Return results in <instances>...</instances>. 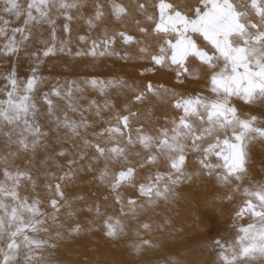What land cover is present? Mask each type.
<instances>
[{
  "label": "snow or ice",
  "instance_id": "1",
  "mask_svg": "<svg viewBox=\"0 0 264 264\" xmlns=\"http://www.w3.org/2000/svg\"><path fill=\"white\" fill-rule=\"evenodd\" d=\"M135 12L142 20H134L137 31L152 37L151 44L123 30L131 17L129 7L122 0H107V11L100 0H95L93 13L83 17L81 10L87 0H0V10L22 25L8 30L9 21L0 16V56L11 57L26 51L34 39V30L45 25L49 37L36 39L40 47L31 53L36 63L57 53L72 54L70 23L84 19L91 30L105 23L108 17L122 26L109 32L104 29L98 39L79 36L87 50H77L81 56H116L122 61L133 58L113 47L119 38L125 47L136 46L139 60L148 67L139 75L168 76L170 83L161 79H148L139 84L123 78L101 80L86 78L83 85L105 95L110 88L127 90L121 109L105 100L97 104L90 100L87 106L79 104L73 92L83 93L76 81L62 93L53 87L42 96L50 126L40 123V107L35 93L43 82L34 65L31 75L24 80L15 70L3 75L0 89V142L6 150L0 155V264H57L53 254L58 242L79 235L85 229L73 222L76 212L65 187L74 183L81 174H92V179L103 186L119 205V214H108L101 202L86 205L83 210L92 214L87 231L99 230L111 242L126 239L131 232L135 239L128 241L130 253L143 256L154 245L144 236L153 231V224L141 220L142 216L171 205L179 190L196 179H211L226 191L218 197L231 203L236 194L242 202L234 209L233 220L239 222L247 216L249 222L237 228L231 242L213 240L216 259L213 264H264V177L256 181L251 177L252 149L264 147V0H132ZM152 9L153 11H149ZM65 39L57 35V20ZM204 81V90L188 86ZM50 96L63 98L79 119L67 112L58 115ZM170 104L176 113L165 115L163 125L146 127L139 120V109L134 106L149 104L146 116H151L150 100ZM258 108L259 114H256ZM109 113L105 116L104 113ZM91 114L95 117L88 119ZM103 124V127H98ZM70 143L75 151L63 147ZM55 145H60L57 149ZM139 151H133L134 149ZM47 153L41 162L47 169L50 161L66 158L61 173L45 172L49 194L48 206L42 210V201L35 193L36 178L32 173V159ZM143 153V155H141ZM25 155L28 166L10 164V159ZM130 156L138 157L135 162ZM189 157L195 165L189 168ZM149 169L143 180L141 170ZM248 184H245V181ZM31 186L33 195L26 194ZM132 189L136 195L127 196ZM108 195L103 196L107 201ZM74 200L83 201V196ZM61 209H66L67 227L60 220ZM121 217H127V222ZM169 219L157 228L166 227ZM130 225H134L131 227ZM55 228V231H53ZM41 234H44L43 236ZM167 264H180L168 261Z\"/></svg>",
  "mask_w": 264,
  "mask_h": 264
},
{
  "label": "bare ground",
  "instance_id": "2",
  "mask_svg": "<svg viewBox=\"0 0 264 264\" xmlns=\"http://www.w3.org/2000/svg\"><path fill=\"white\" fill-rule=\"evenodd\" d=\"M25 0H21V3H24ZM123 3H125L127 6H129V11L131 13V16H134L139 20L138 18H141L139 14L135 12V7L134 4L132 3V0H122ZM105 10L107 11V5L105 4ZM90 14L93 13V6H86L81 10V14H86L88 12ZM149 11H153L152 9H149ZM0 16H3L4 19L9 21L8 25V30L11 32V29L14 27L21 26L20 22H22V19L18 20L14 16H11L7 13H4L2 10H0ZM111 17H108L109 19ZM82 19H76V32L71 35V43L69 47L72 50V54H68L67 52L65 53H57L59 55H56V58L49 57V58H43L42 63H36L35 58L31 61H28L27 59L32 58L29 53H31V48H35L37 46H40L39 44L36 43L37 38H44L48 39L49 35H44L43 33H37L34 32V39L32 42H30L27 46L28 50L27 51H22L21 55V62L17 65L16 61L14 62L13 56L11 57H5V56H0V89L4 87V80H3V75L7 74L8 72L5 70L8 68V65L13 66L14 70L18 74V78L20 80H23L24 78H21V76H30L31 73V68L35 65L38 69V75L42 78V81H50L54 87H60L62 93L65 89H67L70 86L71 81H76L77 83L80 84L82 88H84L83 93H77L80 95H74L75 97H82L78 100L79 104L87 106L88 105V100L87 98L91 95H98L100 97L101 102H104L106 99L114 102L116 109H121L123 103L125 102L126 99L131 98V93L128 92L127 90H120V89H108L105 95H101L98 91L92 90L91 88L85 87L82 83V81L86 78H91L92 76H105L107 73L110 72H116V75L114 78H123L125 79L128 83H135L139 84L141 87H143V83L146 82L148 79H161L166 82H171L170 77L168 76H153L151 74H148L144 77H141L139 75V72L145 68L148 67V64H145V61L139 60L136 57L138 56L137 49L131 50L133 58L127 62L122 61V60H112L109 64H101L99 62V58L101 56H97L95 58L90 57V56H81V57H76L74 54L77 50L80 49L82 43L79 42L78 37L83 35L86 36L88 39H94L97 37H101L102 33L104 31L103 26H98L89 29L88 26L85 24V22H80ZM80 22V25L78 24ZM64 23L63 19L60 18L57 20V31L59 30L61 34H65L62 31L61 25ZM48 28V27H47ZM122 27H119L121 30ZM123 30H126L129 34L134 35L137 40H142L146 44H151L153 46V50H155V41L152 37H144L142 36L136 29V25L134 23V20L127 19L126 25L124 26ZM116 31L112 29V32ZM67 37H60V39H65ZM119 39V38H118ZM2 43V41H0ZM116 51L121 52V54L126 51L125 46L122 45L120 39L119 41L117 40L115 45L113 46ZM15 56V55H14ZM104 57V56H103ZM127 68L130 70V72L127 71H122L123 68ZM120 69V70H119ZM8 70H13L11 67L8 68ZM22 74V75H20ZM114 75V74H113ZM193 83L192 85H194ZM41 88V84L39 85V89ZM53 87H48L46 88V91L44 93H48L51 91ZM38 89V91H39ZM190 89V85L188 86V91ZM193 89L197 91H203L204 90V81L201 80L198 83H196L193 86ZM38 91L35 93L37 94ZM75 92V91H74ZM0 98H3L2 94H0ZM50 99L53 100L54 105L56 106V111L58 115H61L62 109L67 108V111L70 110L67 107L66 100L63 98L55 97V96H50ZM87 100V101H85ZM119 100V101H117ZM37 101H43L37 100ZM150 105L151 107V116L147 117L145 114L147 110L149 109V104H144V105H137L134 106L133 110L139 109L140 112V118H145L147 122L151 124V126H160L163 125L164 123V116L167 115L169 117L174 116L175 113L171 109L170 104H161L158 106L157 104H154V99L150 100ZM45 109H40L41 116L39 117L40 123L45 129H47L50 126L49 119L43 115V113L46 111V106L44 107ZM256 114H259L258 108L256 109ZM88 118L90 117L92 120L95 118L91 114H87ZM105 116L109 115V113H104ZM68 116L77 119L78 120V113H73L70 112L68 113ZM138 123V122H136ZM101 127H103V124H100ZM55 147L58 149L60 145H55ZM63 147L69 148L70 151H75V149L72 148L70 143L64 144ZM2 142H0V155H3L4 152L6 151L3 149ZM47 153L41 152L38 156L34 157L32 161H35V166L32 168V173L34 178H40L43 182H47L51 180L50 178L46 180L45 177V172L41 170V168H44L42 165V161L45 159ZM138 157L132 156L133 162L136 161ZM66 158H57L56 161H50L47 167L52 166L53 164L56 163H65ZM10 164L18 165L20 167L24 166L25 164L28 163L27 157L25 155H21V157L16 158L15 160L10 159L9 161ZM0 166H2V162H0ZM147 169H144V171H140L138 175V180H143L145 176L148 175ZM49 173H55L57 176L60 175V170L55 171V172H49ZM142 177V178H141ZM80 181L74 182L71 185L65 187L68 191L70 192H78L72 193V210L78 213L84 214L82 216V219H77L75 220L76 217H79L78 214H76L74 221L73 222H79L82 226L84 231H82L79 235H74L73 238H67L64 239L63 245H61V248L56 251L58 252L59 255H63V262L64 264H126L123 260V258H126L125 255H127L128 259V248L126 247V244L128 241H131L135 239V237L130 234L126 239H123L119 241L118 243H114L109 241L103 236L102 230H99V222H97L96 228H94L93 231H87L88 221L93 219L92 214L88 213L87 211L83 210L86 205H92L94 202L100 201L102 208L107 209L108 214L112 215H118L119 214V205H116L111 199L110 201H105L103 200V196L109 195L107 190L96 183L92 179V174H81L79 176ZM64 188V189H65ZM198 192L205 195V196H211V195H219L222 192L221 187H217L215 182H212L211 179H209L208 182L202 181L200 179L199 183V188ZM130 190H124L123 194L125 197L127 196H133L130 192ZM35 193L39 195L42 204L41 208L42 210L46 212H51L52 209L48 206V198L49 194H42L39 191L35 190ZM33 195V192L31 191L29 193V196L31 197ZM76 196H83L84 200H74L73 198ZM234 201L236 198L233 199ZM220 207L216 208V211H219ZM66 209H61V215L60 220L65 223V227L69 225L70 222L65 220V212ZM64 212V214H62ZM161 211H158V218L155 220H149L147 216H142L141 220L149 221L153 224V231L149 234H146L144 236L145 239H150L154 247L150 250H148L143 256L140 255H135L136 257L133 258V262L136 264H167L168 261H173L171 258V254H174L177 252V249L184 244H191L193 248L196 249H205L211 256L214 257V260L216 259L215 253L213 250V247L211 246V242L205 241L203 236H192L190 234H181L179 237H175V232L179 229L181 230V227L183 226V222L181 224H175L173 223L172 226H166L163 227L165 230V234H159L156 235L157 231L161 228H157V225L163 224V221L160 220L159 216ZM175 219V214H171ZM162 216V215H161ZM121 219H124L127 222V217H121ZM178 220V219H177ZM182 221V220H179ZM249 222V218L245 216V218L239 222H232L230 224H222L221 227L218 228V230L221 229H226L229 233L223 234V237L221 239L222 242H226L229 236L235 235L237 232V228L240 225H246ZM180 223V222H179ZM131 227H134V225H130ZM53 231H55V228H53ZM42 236L44 234H41ZM153 236L155 238L153 239ZM88 238H96L98 239L97 241L93 242H86ZM62 241V240H61ZM76 251H75V250ZM134 254V253H132ZM123 259V260H122ZM131 259V257H130ZM129 261V260H128ZM213 263V261H210ZM132 264V262L128 263Z\"/></svg>",
  "mask_w": 264,
  "mask_h": 264
},
{
  "label": "rangeland",
  "instance_id": "3",
  "mask_svg": "<svg viewBox=\"0 0 264 264\" xmlns=\"http://www.w3.org/2000/svg\"><path fill=\"white\" fill-rule=\"evenodd\" d=\"M95 0H87V6H93ZM101 3H103L104 5L107 4V0H100ZM129 7V6H128ZM106 8V7H105ZM130 8V7H129ZM92 14L88 12H86V14H83V17H88ZM137 20V18H135L134 16H131L129 18L130 20ZM139 20H142L141 18H138ZM84 19H82L80 22H83ZM80 22H78V24L80 25ZM20 24H22V22H20ZM103 26L104 28H107L109 30V32H112V29L114 30H120L119 27H122L120 24L115 23L112 21L111 18L107 19L105 21V23L102 24H98V26ZM48 26L45 25L43 27H39L38 31L34 30V32L37 33H43L44 35H49V28H47ZM70 28H71V35L74 34L76 32V28H77V24L76 21L74 20L73 22L70 23ZM57 35L58 37H66L65 34H61V32L58 30L57 31ZM94 38V39H98ZM89 41L93 40V39H88ZM119 41V39H117ZM40 46H37L35 48H31V52L38 49ZM88 45L87 44H82L79 50H87ZM136 49V46L133 45L132 47H127L126 51L131 52V50ZM28 50V48L26 49V51ZM25 52V51H24ZM22 53V52H21ZM21 53L13 56V60L14 62L16 61V64L18 65L21 62ZM59 55V54H56ZM53 58H56L55 56ZM33 59L29 58L27 59L28 61H31ZM120 60L118 57L116 56H104L99 58V62L101 64H109L112 60ZM145 64L147 65V62L145 61ZM13 68V66L8 65V68ZM126 66L122 67L123 70L122 71H127L130 72V70H128L127 68H125ZM5 69L7 72H9V70ZM120 70V69H119ZM114 74V75H113ZM22 75V74H20ZM31 75V74H30ZM116 75V72H110L107 73L105 76H92V77H96L99 78L101 80H108V79H113ZM21 78H24V76H21ZM23 79V80H24ZM83 84V83H81ZM196 84V83H195ZM194 84V85H195ZM192 84H190V91L193 90V86ZM48 87H54V85H52V83H50V81H43L41 83V88L39 89L38 93L35 94L36 99L37 100H41L42 96L44 94V91H46V88ZM111 89V88H110ZM73 95H80L77 94L76 92H73ZM88 100V101H87ZM87 102H89L90 100H95L97 102V104H103V102H101L100 97L98 95H91L87 98ZM119 101V100H117ZM154 104L160 106L161 104L157 101L154 100ZM38 106L40 107V109H45L44 107L46 106L43 101H38ZM62 112H67L70 113L72 112L71 110L67 111V108L62 109ZM175 113V112H174ZM62 115V113H61ZM176 115V113H175ZM79 119V116H78ZM89 120L91 119L90 117L88 118ZM95 119V118H93ZM92 119V120H93ZM138 122V123H136ZM145 124L146 127H155V126H151V124L149 122H147L145 120V118H139V120L133 121V127L137 126L138 124ZM98 127H101L100 125ZM4 149V148H3ZM133 151H139V149H134ZM141 155H143V153H141ZM251 157H252V164H251V177L252 179L256 180V181H260L262 177H264V147H262L261 145L257 144L253 147L252 149V153H251ZM130 159L132 160V156H130ZM139 159V158H137ZM136 159V160H137ZM135 162V161H134ZM57 164V163H56ZM56 164H53L50 167H47V169L41 168L42 171L44 172H55V171H59L61 173V168L57 167ZM59 165H63L61 163H58ZM28 166V163L25 164L24 166H22L21 168H25ZM35 166V161H32V165L31 168H34ZM195 167V165L192 163V158L189 157V168H193ZM144 171V170H142ZM146 171H150L149 169H147ZM142 178V177H141ZM80 181V178L78 177V179L75 182ZM202 181L208 182L209 179H202ZM47 182H51L54 183L53 180H49ZM212 182H214L212 180ZM199 183H200V179H196L194 180V182H192L189 185H185L183 186L180 190H179V196L178 198L173 201V203L171 205H166L164 206V210L161 209H157V211L155 213H149L148 215H146L148 217L149 220H155L158 218V211H161V215L159 216L160 220H164V219H169L170 223L168 224V226H172L173 223L175 224H181V222L184 221L183 226L181 227V230L179 231V229L175 232V237H179L182 233L183 234H190L191 237L192 236H203L205 241L211 242V246L213 245V240L214 239H219L221 240L223 237V234H227L229 233L226 229H221L218 230L219 227L222 226V224L226 223L227 225L232 223L233 220V215H234V209L238 207V205L242 202V195L240 194H236L234 196V198H236V200L232 201L231 203L226 202V201H221L220 199H218V197L220 195L223 194L224 191H226L225 189H222V192L219 195H211V196H205L201 193L198 192V188H199ZM245 184H248L249 182L246 180L244 182ZM45 184L46 182H43L40 178L36 177V191H39L42 194H48V192L45 189ZM219 187V186H217ZM66 192V195L68 196V198L71 200L72 193H76L78 194V192H70L68 191L66 188L64 189ZM130 193L135 196L136 193L132 190L129 189ZM26 191V194L29 195V193L32 191L31 186L26 185L25 189H22V192ZM108 201H110L111 195H108ZM113 201V200H112ZM73 207V204H72ZM220 207L219 211H216V208ZM174 213L175 217L178 219H175L171 214ZM62 214H64V212H62ZM76 214L79 215V217H76L75 220L77 219H82V216H84V214L82 213H78L76 212ZM62 218V217H60ZM182 220V221H179ZM180 222V223H179ZM167 230H165L164 228H161L157 231L156 235L159 234H165ZM132 234L131 232L129 233V235ZM235 237V235L229 236L228 239L226 240V242H231L233 240V238ZM155 238V236H153V239ZM98 239L96 238H88L86 240V242H95ZM65 240L59 241L58 245H59V249L61 248V245H63ZM213 247V246H212ZM75 250V249H74ZM76 251V250H75ZM129 251L126 253L128 254ZM136 257V254H132L129 253L128 255V259H127V255H125L126 258H123L122 260L128 264L129 262L132 264H136L133 262V258ZM63 255H59L58 252H55L53 254V258L56 260L57 264H64V260H63ZM131 257V259H130ZM171 258L174 261H179L180 264H213L210 261H214V257L211 256L209 254V252H207L205 249H196L193 248L191 246V244H184L183 246L179 247L177 249V252L174 254H171ZM129 260V261H128Z\"/></svg>",
  "mask_w": 264,
  "mask_h": 264
}]
</instances>
